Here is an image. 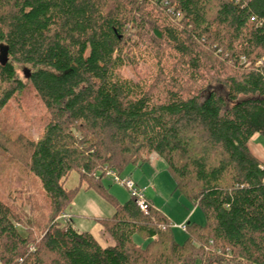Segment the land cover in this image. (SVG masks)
<instances>
[{
	"label": "trees",
	"instance_id": "obj_1",
	"mask_svg": "<svg viewBox=\"0 0 264 264\" xmlns=\"http://www.w3.org/2000/svg\"><path fill=\"white\" fill-rule=\"evenodd\" d=\"M1 43L0 112L23 64L50 118L37 139L0 128L22 165L16 194L0 193V264H264V163L249 146L264 136V0H0ZM140 61L150 73L125 75ZM152 154L205 215L183 242L104 181ZM82 188L115 207L94 218L114 245L60 218Z\"/></svg>",
	"mask_w": 264,
	"mask_h": 264
},
{
	"label": "rangeland",
	"instance_id": "obj_2",
	"mask_svg": "<svg viewBox=\"0 0 264 264\" xmlns=\"http://www.w3.org/2000/svg\"><path fill=\"white\" fill-rule=\"evenodd\" d=\"M140 1L144 2V0ZM3 55L4 45L1 43L0 57ZM17 68L20 76L26 82V86L0 112V128L14 137L20 133H24L37 139L41 135L46 122L49 120L50 114L40 95L28 79V68L23 64H18ZM151 70L149 63L140 61L135 66L126 68L124 73L127 76L136 77L137 74H148ZM262 139L264 140V136ZM135 168L130 167L127 169L122 174V177H129L138 185L151 184L146 191V196L148 195L150 199H153L159 210L168 215L175 224H181L186 218L188 219L185 223L193 221L205 223L206 218L202 210L183 195H180L179 192L175 191V180L169 172L166 162L160 156L152 154L150 162ZM21 170L22 165L17 159L0 148V193L5 196L4 198L11 199L10 196L16 194L12 190L10 195L7 196L10 191L8 187L9 180H16ZM104 181L108 185L110 193L119 202L124 203L131 198L128 189L114 182L113 177L108 176ZM79 184L80 174L78 171H73L66 181V187L75 188ZM39 189L40 185L36 182L32 191L38 193ZM114 211L115 207L102 195L93 189L85 190L82 188L78 192L72 207L66 212L71 215V218L65 219L62 216L63 214L60 218L65 221L70 220L78 230L84 231L89 230L95 222L90 217L111 216ZM84 214L88 216H83ZM174 232L179 242H183L187 237L185 229L183 228L175 226Z\"/></svg>",
	"mask_w": 264,
	"mask_h": 264
},
{
	"label": "crops",
	"instance_id": "obj_3",
	"mask_svg": "<svg viewBox=\"0 0 264 264\" xmlns=\"http://www.w3.org/2000/svg\"><path fill=\"white\" fill-rule=\"evenodd\" d=\"M262 138H263L262 135L256 133L251 138V140L249 142V146H250V149L253 152V154L255 156H257L264 163V140ZM138 170H139V168H138ZM150 185L151 184H144V185L139 184L140 187H147V190L149 189ZM147 198L150 201V203L159 210V208L156 206L154 200L150 199V197L148 195H147ZM86 215L84 214L83 216H86ZM70 218H71V215H70ZM90 218H93V220H95L94 219L95 217H90ZM187 219L188 218H186L185 221ZM185 221H183L182 223H185ZM74 227L77 228L75 225H74ZM88 231H90L94 235V237L98 240V242L104 247L109 246V245H114V243H115L114 238L105 230L104 226L102 224H100L99 222H97L96 220H95L94 224L92 225V227Z\"/></svg>",
	"mask_w": 264,
	"mask_h": 264
},
{
	"label": "built area",
	"instance_id": "obj_4",
	"mask_svg": "<svg viewBox=\"0 0 264 264\" xmlns=\"http://www.w3.org/2000/svg\"><path fill=\"white\" fill-rule=\"evenodd\" d=\"M179 16H181V14H179ZM107 176L113 177L114 182H116L117 184L125 186L140 209L145 214L149 213L151 204L146 196L147 187H140L131 178H123L122 175L116 173L112 169H109L107 171ZM62 216L65 219H70V215H68L67 213H64ZM174 226L186 229V223L174 224Z\"/></svg>",
	"mask_w": 264,
	"mask_h": 264
},
{
	"label": "water",
	"instance_id": "obj_5",
	"mask_svg": "<svg viewBox=\"0 0 264 264\" xmlns=\"http://www.w3.org/2000/svg\"><path fill=\"white\" fill-rule=\"evenodd\" d=\"M5 61H7V58H5Z\"/></svg>",
	"mask_w": 264,
	"mask_h": 264
}]
</instances>
